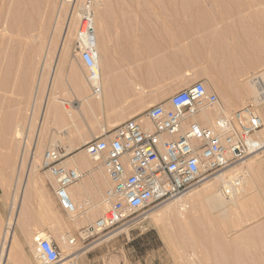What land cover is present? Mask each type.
Segmentation results:
<instances>
[{
    "label": "rangeland",
    "instance_id": "374dc122",
    "mask_svg": "<svg viewBox=\"0 0 264 264\" xmlns=\"http://www.w3.org/2000/svg\"><path fill=\"white\" fill-rule=\"evenodd\" d=\"M23 1L0 0V244L1 232L3 229L5 232L10 213L21 148L13 132L16 126L27 128L42 63V90L39 88L42 99L37 97L36 105L39 104L34 115L37 120L33 123L34 129L29 131L32 140L51 78L54 80L49 99H52L53 109L40 139L38 165L48 147H64L71 143L79 148L74 151L77 153L83 150V142L128 119L142 117L150 106L164 103L173 94L189 87L183 82L191 75L201 77L196 81L209 85V90L217 93L226 113L235 110H225V103L237 100L243 107L250 102V98L241 94L239 86L241 75L250 70L240 60L248 54L264 55V46L252 44L260 33L264 35V0L75 1L74 6L77 2L76 9L80 13L86 1L94 3L92 13L96 15L97 12L101 17L98 30L108 29L110 63L120 64L125 70L123 75L119 73L120 80L130 84V88L133 82H139L147 91L138 95L133 88L126 87V100L112 91L107 100L88 99L79 110L65 108L57 102L71 99L70 82L74 78L88 87L75 49L78 27L68 33L61 59L75 67L76 72L63 73L60 69L54 75L52 72L73 2L26 0L23 6ZM77 22L79 26V18ZM156 36L161 41L162 57L155 50ZM262 70L261 67L257 69ZM220 83L229 86L233 95L229 97L225 90L220 93ZM73 104L78 107L77 102ZM256 109L258 112L260 108ZM109 116L121 119L105 122L104 118ZM62 130L66 134H60ZM54 139L58 144L53 142L51 146ZM236 169L245 173L246 191L236 197L237 205L231 211L210 210L200 202L190 206L191 213L184 219L177 216L175 219V210L162 213L160 217L149 215L173 204V199L150 207L122 225L86 241H82L78 233L102 214L105 208L102 199L109 186L107 179L101 175L106 183L102 199L96 202L88 199V206L83 208L88 216L96 214L87 222L83 213L79 214L80 218L73 219L74 215L59 209L52 193V177L47 178L44 171L39 170L34 175L28 201L18 210L14 236L24 249L21 253L34 258L32 238L38 231H44L60 248V264L67 263L71 256H76V264H264V151L247 158ZM80 172L84 177L92 175L85 169ZM200 184L188 192L202 189ZM98 203L101 205L97 206ZM93 206L97 208L88 212ZM62 236L67 240L65 244L57 240ZM16 245L12 242L9 248L14 257ZM34 263L39 264L35 259Z\"/></svg>",
    "mask_w": 264,
    "mask_h": 264
},
{
    "label": "built area",
    "instance_id": "2783aa9c",
    "mask_svg": "<svg viewBox=\"0 0 264 264\" xmlns=\"http://www.w3.org/2000/svg\"><path fill=\"white\" fill-rule=\"evenodd\" d=\"M91 6L86 1L83 7L75 49L92 93L99 95V53ZM260 117L253 105L223 112L217 93L197 81L166 102L150 106L142 117L128 119L85 143L84 151L102 167L110 186L102 214L81 230L80 239H95L150 207L232 170L236 172L226 177L223 190L227 196L235 195L244 184L236 168L264 151V136L258 134L264 128ZM64 158L58 147L47 148L40 168L53 179L52 193L59 209L72 215L76 207L69 189L83 173L64 167ZM35 241L42 264L59 263L61 251L55 242L37 237Z\"/></svg>",
    "mask_w": 264,
    "mask_h": 264
},
{
    "label": "bare ground",
    "instance_id": "6f19581e",
    "mask_svg": "<svg viewBox=\"0 0 264 264\" xmlns=\"http://www.w3.org/2000/svg\"><path fill=\"white\" fill-rule=\"evenodd\" d=\"M60 1H61V4L73 2V4H72L73 9L70 11L68 19L66 21V25H65L63 37H62L61 42H60V47L58 50L57 58L54 62V67L52 69L53 75H54V72L61 66V63H63V61L61 59H62L66 39L68 37V33L70 32V30L73 27H78V22L76 24V19L79 18V22H80V19L82 18L81 13L78 11V9H76L77 2L75 3V6H74V2L77 0H60ZM23 2H24L23 3V6H24V4H26V0H24ZM152 3H154V2H152ZM91 4H92V1H91ZM93 5H94V3L92 4L91 9H92V7H94ZM43 8H45V7H43ZM81 8H83V7H81ZM58 14L59 13H57V15ZM91 14H92V20H93V34H94V38H95V42H96V48H97V51L99 53V68H100L99 85L101 87V94H99V95L93 94L90 83L87 82L89 88L88 87L86 88L83 85V83H80L79 81H77L74 78L70 82V86H71V92L70 93L72 94L71 99L68 101L57 100V102L62 104L65 108H71L74 110H79L80 107L82 106L83 102L88 103V99H96L97 98V99H101V100H107L110 97V95L113 94V93L111 94L112 91L115 93L116 96H119L120 98H125L122 100H126L128 98L127 97L128 96L127 95L128 89H126V87H129L130 84L128 86L127 84H125V82L123 80H120V77H119L120 76L119 73H121V75H123L125 73L124 68L122 66H120V64H118L116 66V64L114 65L113 63L112 64L110 63V60H111L110 50L111 49L108 48L109 47L108 46V43H109V41H108V39H109L108 38L109 37L108 36V34H109L108 29L106 27L103 31H99L98 30V23L100 22L101 17L99 15H97L98 14L97 12H96V15H95V13L93 14L92 12H91ZM2 30H3V27H2ZM77 31H78V28H77ZM77 31H76V39H77ZM252 44H255L257 46L258 45L264 46V35L260 33V35H258L257 41L252 43ZM78 55H79V53H78ZM121 60H123V59H121ZM121 62L124 63V61H121ZM240 62L243 64V66H245L247 69L250 70L249 72L242 74L240 79H239V86H240V89L242 91L241 94L244 97L250 98V102H246L245 106L246 105H253L254 107L260 108L258 110L259 116H261L260 118L263 119V123H264V70L257 71V69L260 67L262 69H264V55H262V54L261 55L260 54H253V55L248 54L246 56L244 55V57L240 60ZM43 69H44V64L42 63V65L40 66V72H39V75L37 77L36 86H35L34 93L32 96L33 97L32 103L30 104L29 115H28V119H27L28 120L27 128L23 129L19 126H16L14 129V132H13L14 138L16 140L20 141L21 148H20V154H19V158H18V165L16 168L15 182H14V185L12 186V195H11L10 211H9L10 213H9L7 223H6L5 243H4V245L2 247V251H1L0 264H3V260H4V256H5V249H6L5 244H6V242H8L9 238L11 236L13 237V235H14L13 234V227H14L16 221H18V219H19L18 218L16 220V216H17V213L20 214L18 212V210L21 209L22 205L26 201H28V199L30 197L29 195L31 193L30 191L32 190L31 184L34 182V175L39 170H41L40 165H38V163H37V160L40 157V148H41L40 139L43 135V132H45L44 131L45 130V121L48 119V116H50L51 109H53L52 99L50 101L49 96H51L50 92H51V87L53 85L54 78H51V80L49 82L46 100L44 102V106H43V109L41 111L40 118L38 120V125L36 126V130L34 133L33 140L29 135V131L32 127L34 129V124L36 123V120H37V118L34 115H35V111L37 110L36 107L39 104V103H37V105H36V102L39 101V100H37V97L42 95V94L39 95V93H40L39 90L41 89V87H40L41 81L40 80L42 79L41 73H42ZM132 81H134V80H132ZM132 85H133V87H132ZM131 87L133 88V90L130 87H129V89H131L132 91H134L138 95H140V94L143 95V93L146 90L144 88V86H142V84H139V82H137V83L133 82L131 84ZM206 88L209 90L210 89L209 85H206ZM218 88H219L220 93L223 90H225L229 97L233 95L232 90L229 88V86L225 85L224 83H220V86ZM226 88H227V90H226ZM120 98H117V99H120ZM38 99H40V98H38ZM41 99H42V97H41ZM73 102H77L78 107H75ZM219 103H220V101H219ZM224 106H226V103L224 104ZM32 124H33V126H32ZM3 129H5V128H3ZM60 134H66V132L62 130V131H60ZM258 134H259V136H262V135L264 136V129H262ZM53 142H56L55 144H58L57 141H55V139H54L52 141V143L50 142L51 146H52ZM85 143H87V142H83L82 147ZM58 146L54 145L53 147H48V148L52 149V148L58 147V149L61 150L62 156L65 157L62 160V164L64 167H66V168L67 167L68 168L73 167L74 169H76L78 171H80V169H85V170H87V172L88 171L93 172L95 169H100V170L102 169V167H100L97 162H94L93 159H91V157L86 154L84 149L80 150L77 153H74V151L79 149V148H74L71 143H69L68 145H66L64 147H62L60 145H58ZM85 155H87V156H85ZM27 156H28V158L26 159ZM23 168H25V169H24V172L22 175L21 171H23L22 170ZM103 172H104V170H103ZM100 173H101L103 179H104V177L107 179L108 184L110 186L109 180H108L105 172L103 174H102V172H100ZM230 173L232 174L231 177H233L235 171L233 170V171L228 172L226 174H223V173L219 174V175L215 176L214 178H212L206 182L201 183L200 187L202 189H200V190L196 189L197 191L193 190L194 192H191V193L187 192L183 196L175 198V202L173 204L166 206V208L164 207L165 210L164 209H162L161 211L154 210L149 215L150 216L152 215L153 217L154 216L160 217V214H162V213L174 212V210H175V217L177 216V217L184 219V218H187L191 213L190 206L192 208V206H194L195 204H198L200 202L204 203L208 209L220 211L221 213L233 210L237 205L236 204V197H238L240 195V193H244L246 191V189L244 188L246 176H245V173H242L243 174L242 176L244 178V184H242L236 190L237 193L235 195H232V196H227L223 190V186H224L226 177H230V176H228V174L230 175ZM44 175L49 179L51 177L48 174V172H46V171H44ZM82 180H83V177L79 182H77L76 184H74L72 186L77 185ZM71 187H70V189H71ZM70 189H69L70 198L72 200L73 205L76 207L75 214H72V215H74L73 219H75V217L78 218L80 213L81 214L83 213L84 215H86L87 212L86 211H84V212L80 211V208L83 209L84 207L88 206V202H87L88 199H84V200L78 199L77 200L75 198V196H73L74 194H72L73 192H71ZM80 201H82V202L79 205ZM102 203L105 204L104 199H102ZM100 205H101V203L97 204V206H100ZM96 208H97L96 206L95 207L93 206L88 212H90V211H92V209H96ZM68 215H70V214H68ZM91 216H92V219H94L96 217V214H93ZM91 216L86 215L85 220L87 222H90L91 220L89 221V218ZM177 217L175 219H177ZM74 223H75V225H77L76 222H74ZM19 224H22V223H19ZM79 235H83L81 233V230H80ZM36 237H37V239L45 238V239H48L52 242H53V240L44 231H38L33 236V238H32V243H33L32 246L33 247L32 248H33L34 257L36 258L37 262L39 264H41L42 262L37 257L36 241H35ZM57 240L59 242H62L63 244H65L67 241L63 236L61 237V239L58 238ZM61 248H63V246ZM63 250L66 251L65 249H63ZM62 254H63V252H62ZM71 257H72V259L69 260L67 263H64V264H76L75 260H74L76 258V256H71ZM60 263H61V260H59L58 264H60Z\"/></svg>",
    "mask_w": 264,
    "mask_h": 264
},
{
    "label": "crops",
    "instance_id": "0c3cea01",
    "mask_svg": "<svg viewBox=\"0 0 264 264\" xmlns=\"http://www.w3.org/2000/svg\"><path fill=\"white\" fill-rule=\"evenodd\" d=\"M154 46H155V50L156 53L158 52V54L160 55V57H162V51H161V41L158 40L157 36L155 37V41H154ZM60 70L63 71V73H66L65 71H71V72H76V68L73 67L70 63L67 62H63L61 63V66L58 68ZM70 73V72H69ZM201 77H196L195 75H191L188 76L186 78V80L183 82L185 85H192L193 83L197 82L196 80H201ZM242 102L241 101H237V100H232L230 103L226 104L225 106V110H237L239 108H241ZM121 117L119 116H109L107 118H104L105 122H115L120 120ZM101 171L103 172V170L101 169ZM100 169H95L92 172V175L90 177L88 176H83V180L78 183L75 186H72L70 191L73 192L72 194H74L73 196H75V198L78 200H84V199H91L93 201H99L100 199H102L103 193L106 189V183L105 181H103L101 179V172ZM104 173V172H103ZM51 181V180H49ZM77 186V187H76ZM80 195V196H79ZM92 220V216L89 218V221ZM4 229L1 232V244H0V256H1V251H2V247L5 243V236H6V229L5 232ZM14 234V231H13ZM15 242L18 243L17 246V253L16 256L14 257V254L9 253V248H10V243ZM7 245V249H5V256H4V260H3V264H17V263H22V264H36L34 263V259L36 260V258H32L30 255L25 254V253H21L24 252L23 248H20L22 245L19 243V241L17 242V238L13 235V237L11 236L8 240V242H6L5 246ZM17 258V259H16Z\"/></svg>",
    "mask_w": 264,
    "mask_h": 264
}]
</instances>
